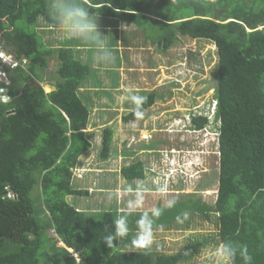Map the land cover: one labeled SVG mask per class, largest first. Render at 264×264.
Wrapping results in <instances>:
<instances>
[{"label":"trees","instance_id":"obj_1","mask_svg":"<svg viewBox=\"0 0 264 264\" xmlns=\"http://www.w3.org/2000/svg\"><path fill=\"white\" fill-rule=\"evenodd\" d=\"M80 2L93 15L113 17L143 30L144 37L165 49L179 34L215 45L219 156L210 160L201 184L205 187L216 178V199L208 206L198 193L180 198L182 193L174 192V201L183 202L181 209L213 210L221 243L246 245L252 264H264V0ZM48 4L49 0H0L2 45L16 57L28 59L26 70H8L10 98L0 102V264H183L208 239L186 241L168 254L140 247L124 249L132 237L129 233L128 240L119 239L107 248L103 237L113 231L118 213L108 209L97 218L65 201L68 195H89L87 189L72 185L69 168L88 143L84 129L90 109L79 89L93 73L89 64L75 56L72 44L63 42L53 48L43 41L37 29L39 18L56 24ZM4 22L13 24V29H3ZM54 51L58 80L46 93L38 69L47 67ZM92 81L98 87V80ZM145 97L142 112L154 103L155 92ZM122 119L137 118L130 111ZM207 121L206 115L192 116L191 126L203 129ZM112 135L111 127L102 129V159L109 156ZM156 141L168 145L167 150L173 144ZM55 155L61 159L56 165ZM50 166L55 167L40 174V169ZM145 168L137 158L121 166L120 173L125 179H143ZM59 241L73 248L79 260ZM236 264H242L239 257Z\"/></svg>","mask_w":264,"mask_h":264},{"label":"rangeland","instance_id":"obj_2","mask_svg":"<svg viewBox=\"0 0 264 264\" xmlns=\"http://www.w3.org/2000/svg\"><path fill=\"white\" fill-rule=\"evenodd\" d=\"M95 22L98 32L103 35L105 46L113 54V61L109 64L96 62L97 50L93 42L68 38L59 25H47L41 18L37 24L47 45L56 48L63 42L73 44L76 47L75 56L89 64L93 73L79 89L82 98H87L89 103V121L84 129L88 143L87 148L84 147L78 156V165L73 168L74 174L70 181L75 186L78 182L76 175L85 176L88 173V176L96 175V184L89 186L93 190L89 196L72 194L64 199L76 209L99 218L104 210H117L116 202L123 204L124 197L120 194L122 188H136L142 184L144 190L151 192L147 195L143 193V204L135 211L151 210L160 203L161 215L155 219L153 227L159 223V218L165 223H173L157 232V240L153 236L152 245H157L162 252L172 254L188 240L206 238L207 245L193 256V262L191 258L183 263L207 264L206 254L221 244L214 211L181 209L180 203L183 202L176 199L174 206L167 207V204L174 201V192L182 193L180 198L198 193L201 201L208 206L214 205L216 199V178L205 187L201 184L210 170V160L219 156L216 149L219 126L215 100L216 47L204 38L191 39L179 34L178 39L165 49L151 38L144 37L143 30L125 25L119 19L97 16ZM3 29L11 30L13 24ZM57 61L54 51L48 56L47 67L38 69L42 79L39 83L46 93L54 88L58 80ZM94 78L99 82L98 87L93 84ZM149 92H155V99L143 111V118L124 121L123 116L134 109L129 95L145 96ZM199 115L207 116L206 126L195 129L194 133L187 132L184 126L191 124L192 116ZM106 126L113 129V135L109 157L103 160L99 152L102 129ZM158 139H166L170 144L173 141V144L167 150L168 145L161 146L163 141L158 143ZM54 158L52 161L56 165L61 159H57L59 157L56 155ZM137 158L147 167L145 177L131 180L123 178L121 166ZM53 167L40 169L39 172L43 175ZM63 170L66 175V169ZM104 188L117 190L106 192ZM45 210L49 211L48 207ZM184 213L188 214L187 219L183 223L178 222L177 217H183ZM142 214H138V219ZM48 233L54 235L51 230Z\"/></svg>","mask_w":264,"mask_h":264},{"label":"clouds","instance_id":"obj_3","mask_svg":"<svg viewBox=\"0 0 264 264\" xmlns=\"http://www.w3.org/2000/svg\"><path fill=\"white\" fill-rule=\"evenodd\" d=\"M48 14L52 21L60 26L68 38L78 39L86 43L93 42L97 50L95 56L97 63L109 64L113 61L111 50L105 46L104 40L102 39L103 35L97 30V24L95 21L98 13L93 15L90 10L80 2V0H49ZM1 41H3L2 35ZM86 48H89V46H86ZM128 98L134 105L133 111L135 117L137 119L143 118L144 114L141 111V108L146 102L147 97L130 94ZM191 125L192 124H186L184 126L185 130L189 133H194L195 129ZM143 192V185H137L134 192V199H130L127 202L129 212L119 215L114 221L113 231L103 237V244L107 248L114 247V241L122 239L128 235V216L132 211L143 204ZM174 204L175 201H169L167 207H172ZM160 215L161 209L154 207L150 212L146 211L140 216L136 221L138 231L132 240L133 244H136L145 250L151 248L153 243V225L155 219ZM187 215V213H184L183 217L178 216L177 221L183 223L184 219H187ZM59 243L60 244L58 245H62L70 253V256L76 260V254L78 253L62 241H59ZM237 257L240 258L242 264H252L253 257L249 253L247 246L229 241L221 243L209 251L206 254V261L207 264H236Z\"/></svg>","mask_w":264,"mask_h":264},{"label":"crops","instance_id":"obj_4","mask_svg":"<svg viewBox=\"0 0 264 264\" xmlns=\"http://www.w3.org/2000/svg\"><path fill=\"white\" fill-rule=\"evenodd\" d=\"M2 19H4V21H6V19L5 18H2ZM44 23H46L45 21H44ZM10 25V23H8V22H4V26H7V25ZM47 25H52V24H48V23H46ZM54 25V24H53ZM42 28H45V27H42ZM37 29H38V27H37ZM2 31L3 30H1L0 31V33H1V35H2ZM39 32V31H38ZM40 33V32H39ZM41 35H42V37H43V34L42 33H40ZM73 45V44H72ZM59 47V46H58ZM129 47V46H128ZM54 48V47H53ZM73 49H74V51H75V49H76V47L75 46H73ZM22 57H24V56H22ZM109 157V156H108ZM78 160V159H77ZM77 160H76V162H75V164L71 167V176L74 174L73 173V168H75L77 165H78V163H77ZM103 160H105V159H103ZM110 174V173H109ZM95 176L96 175H94V174H92V175H90V176H88V173H86L85 174V176H79V175H76V180L78 181L77 183H76V185H75V187H77V188H79V189H87L88 191H89V195H91V192H93V190H92V188H89V186H91V185H95L96 184V182L94 181L95 180ZM106 176H109L108 174L106 175ZM84 178V179H83ZM124 178V177H123ZM79 183H82V185L81 186H79ZM74 185V184H73ZM128 187V186H127ZM127 187H124V188H122L123 190H122V192L120 193L121 195L123 194V197H124V201H123V204H121L120 203V201L117 203L116 202V206L118 207L117 208V210H113V211H116L117 213H118V215H121V214H125V213H127V212H129V209L127 208V202H128V200H130V199H134V194H132V193H134L135 192V189L136 188H134V187H131V186H129L130 188H127ZM105 189V188H104ZM104 189H100V190H104ZM107 190H117V189H110V188H106L105 189V191L106 192H108ZM147 192V193H146ZM149 192H151V190H147V189H145L144 190V192L143 193H145L146 195L149 193ZM153 193V192H152ZM151 194V193H150ZM89 195H87V196H89ZM120 195V196H121ZM146 195H145V198H146ZM74 196H76V195H74ZM157 202H159V200H157ZM160 203L159 204H157L156 205V207H158V208H160ZM112 210V209H111ZM146 211H148V212H150L151 210L150 209H147V210H144V211H132L131 212V214L128 216V226H129V232H128V234L129 233H131L132 235V237H131V239H129L127 236L126 237H124V238H122V239H124V242L126 241V240H128V241H126L125 242V244H128L124 249H130V248H139V246H136V244H133L132 243V240H133V238L136 236V234H137V231H138V227H137V224H136V221L138 220V214H142L143 212H146ZM84 212V211H83ZM137 212V213H136ZM120 213V214H119ZM92 214V213H91ZM173 225V223H165L164 221H161V222H159L155 227H153V236H154V240H157L158 239V237L156 236L157 235V232L159 231V230H161L163 227H170V226H172ZM187 225V224H186ZM169 229V228H168ZM195 240H198V239H195ZM195 240H188V241H195ZM155 242V241H154ZM207 245V244H206ZM205 245V246H206ZM204 246V247H205ZM151 250H153V251H161L160 249H158V247H157V245H151V248H150ZM162 252V251H161ZM194 257L196 256V255H193ZM193 256H190V258L189 259H187V261L188 260H190L191 258V262H193ZM184 264V263H183Z\"/></svg>","mask_w":264,"mask_h":264},{"label":"built area","instance_id":"obj_5","mask_svg":"<svg viewBox=\"0 0 264 264\" xmlns=\"http://www.w3.org/2000/svg\"><path fill=\"white\" fill-rule=\"evenodd\" d=\"M26 65L27 59L25 57L18 58L3 47L0 33V102H6L10 98L8 94V85L10 84L8 70H14L18 67L25 68Z\"/></svg>","mask_w":264,"mask_h":264},{"label":"water","instance_id":"obj_6","mask_svg":"<svg viewBox=\"0 0 264 264\" xmlns=\"http://www.w3.org/2000/svg\"><path fill=\"white\" fill-rule=\"evenodd\" d=\"M12 192H10V194H11Z\"/></svg>","mask_w":264,"mask_h":264}]
</instances>
